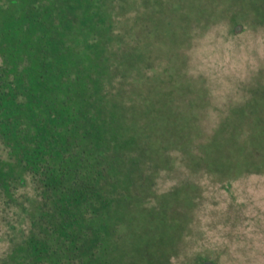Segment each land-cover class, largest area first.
<instances>
[{"label":"trees","instance_id":"obj_1","mask_svg":"<svg viewBox=\"0 0 264 264\" xmlns=\"http://www.w3.org/2000/svg\"><path fill=\"white\" fill-rule=\"evenodd\" d=\"M223 20L264 27V0H0V264H171L200 190L160 172L264 171L263 84L245 139L201 129L184 41Z\"/></svg>","mask_w":264,"mask_h":264},{"label":"rangeland","instance_id":"obj_2","mask_svg":"<svg viewBox=\"0 0 264 264\" xmlns=\"http://www.w3.org/2000/svg\"><path fill=\"white\" fill-rule=\"evenodd\" d=\"M227 22L220 21L184 41L189 57L185 69L190 76L201 78L207 89L209 107L201 124L204 134L212 135L222 126L220 122H227L228 132L245 139L239 132L241 126L258 117L249 111L248 95L257 85H264V27L250 23L241 28ZM153 40L147 36L145 44ZM244 127L247 136L246 122ZM198 166L177 161L171 170L160 172L154 185L158 193L190 182L200 190L189 228L178 241L171 264H264V171L219 181L205 166L199 170ZM3 249L0 242V253Z\"/></svg>","mask_w":264,"mask_h":264},{"label":"water","instance_id":"obj_3","mask_svg":"<svg viewBox=\"0 0 264 264\" xmlns=\"http://www.w3.org/2000/svg\"><path fill=\"white\" fill-rule=\"evenodd\" d=\"M211 264V263H210Z\"/></svg>","mask_w":264,"mask_h":264}]
</instances>
